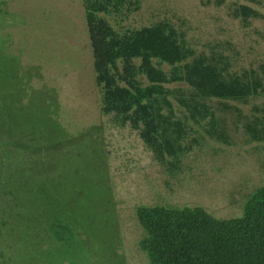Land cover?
Instances as JSON below:
<instances>
[{"label": "rangeland", "instance_id": "1", "mask_svg": "<svg viewBox=\"0 0 264 264\" xmlns=\"http://www.w3.org/2000/svg\"><path fill=\"white\" fill-rule=\"evenodd\" d=\"M138 1L119 25L169 20L196 50L227 46L237 69L254 67L264 77V0ZM233 2L255 7L260 16L242 23L229 14ZM100 99L81 0H0L3 146L19 154L38 149L37 158L25 156L20 173L36 164L35 181L40 195L46 193L41 200L52 193L61 209L70 201L64 216L73 233L71 245L42 247L19 240L22 230L8 229L2 264H150L138 246L143 231L137 205H200L228 218L241 214L248 195L264 184V140H250L235 125L236 116H226L229 144L200 140L180 169L169 172L136 130L101 113ZM262 102L264 94L235 104L250 114ZM13 137L18 142L7 146ZM15 168L12 157L0 166L12 173Z\"/></svg>", "mask_w": 264, "mask_h": 264}, {"label": "trees", "instance_id": "2", "mask_svg": "<svg viewBox=\"0 0 264 264\" xmlns=\"http://www.w3.org/2000/svg\"><path fill=\"white\" fill-rule=\"evenodd\" d=\"M81 3L101 113L136 130L169 172L180 169L181 159L200 140L229 144L227 114L236 116L235 125L250 140H264V102L254 103L250 114L235 104L264 94V77L258 69H237L227 46L196 50L185 31L169 20L136 28L119 25L139 8L138 0ZM229 14L244 24L260 16L243 2L231 3ZM6 127L0 121V166L12 157L16 168L13 173L0 169V253L8 229L22 230L18 239L28 245H71L73 233L64 216L70 214L66 212L70 201L65 200L61 209L52 193L41 200L46 193L40 195L35 181L37 165L35 169L28 165L33 170L26 175L20 173L28 164L25 156L37 158L38 149L28 154L6 149L1 133ZM17 142L13 137L6 145ZM135 217L143 231L138 246L150 264H264V184L248 195L237 216L216 217L200 205L141 204Z\"/></svg>", "mask_w": 264, "mask_h": 264}]
</instances>
